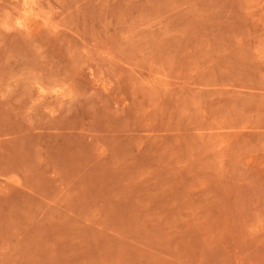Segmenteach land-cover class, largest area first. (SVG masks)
<instances>
[{
  "label": "rangeland",
  "instance_id": "374dc122",
  "mask_svg": "<svg viewBox=\"0 0 264 264\" xmlns=\"http://www.w3.org/2000/svg\"><path fill=\"white\" fill-rule=\"evenodd\" d=\"M0 264H264V0H0Z\"/></svg>",
  "mask_w": 264,
  "mask_h": 264
},
{
  "label": "bare ground",
  "instance_id": "6f19581e",
  "mask_svg": "<svg viewBox=\"0 0 264 264\" xmlns=\"http://www.w3.org/2000/svg\"><path fill=\"white\" fill-rule=\"evenodd\" d=\"M28 12V11H27ZM20 24V23H19Z\"/></svg>",
  "mask_w": 264,
  "mask_h": 264
}]
</instances>
